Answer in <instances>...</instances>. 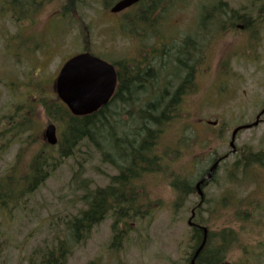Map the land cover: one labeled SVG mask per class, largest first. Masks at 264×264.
<instances>
[{"label":"rangeland","instance_id":"obj_1","mask_svg":"<svg viewBox=\"0 0 264 264\" xmlns=\"http://www.w3.org/2000/svg\"><path fill=\"white\" fill-rule=\"evenodd\" d=\"M55 1L58 11L59 3ZM86 1L88 4H79L65 19H49L45 23L50 35L46 36L47 47L40 56V65L36 64L35 72V77L45 87L54 81L66 59L83 51L86 31L89 53L99 59L118 63L135 62L136 58L145 57L142 51H136L132 41L129 17L121 20L122 33L117 32L114 16L105 13L102 3ZM196 1L184 0L183 12L192 16L196 12ZM229 1L233 10H241L254 0ZM4 2L8 0H0V121L2 116L13 115L17 107L23 106L25 91L32 92V87L26 84L27 79L33 77L30 69L8 54L13 53L12 48L8 47L6 53L8 39L20 32L21 28L9 15H3ZM47 10L48 7H45L42 12ZM169 12H178V5L170 7ZM190 18L184 22L188 24L186 29L189 30L195 22ZM44 21L40 20L35 27L38 32L46 31L42 29ZM160 23H154L157 32ZM180 28V23L176 25L171 20L170 25L162 29L165 39H175V48ZM258 35L263 52L256 50L257 59H252L249 49H245L251 38L248 32L234 30L229 36L210 39V52L208 48L206 58L202 57L206 64L197 70L195 85H191L181 99L180 118L165 127L160 136L159 149L163 148L161 153L165 154V150L173 148L180 137L192 138L194 129V144L191 147L182 146L179 160H174L171 165L193 186L209 168L212 159L229 150L231 130L252 123L264 107V27L260 28ZM34 37L37 41L42 39L41 36ZM229 57L232 58L230 68L221 74L223 69L220 63L222 60L227 62L225 59ZM247 59L252 60L248 67L244 62ZM124 67H119L121 74L125 73ZM35 114V123H32L31 117L28 118V133L23 134L18 141L9 143V137L3 142L5 149L11 148L8 154L6 150L0 155V178L11 167L13 154L22 155V163H27L32 150L36 149V146L25 142L33 129L41 133L44 128L45 119L40 107L35 110ZM122 118L126 120L125 115ZM215 121L216 126L206 124ZM219 125L226 129L221 140L211 144L198 142L215 137ZM235 146L238 149L249 147L253 152L264 150V120L259 126L241 132ZM87 153L91 154V159H85ZM174 155L171 154V158ZM234 160V156H230L224 165H220L213 181L203 188L205 202L200 207V220L207 222L213 235V245L220 241V234L226 236L229 231L234 234V245L229 247L224 260L232 264H264V168H253L245 173L235 172L234 180L230 182L228 172ZM115 174L116 171L102 163L97 153L89 147L82 148L79 154L64 160L33 194L14 206H8L3 214L0 212V264H28L32 253L38 252L41 256L45 248L56 245L57 237L65 239L66 221L84 209L79 202L81 192L78 188L105 187ZM137 183L157 206L150 216L141 222L131 221L128 224L131 231L127 227H119L121 231H126L119 249L111 248L113 220L107 217L93 228L89 238L83 242L73 244L66 241L69 252L63 264H186L191 236L187 220L190 210L198 202L197 196L192 195L181 207L175 208L174 194L162 174L146 175ZM249 203H253L255 211L249 209Z\"/></svg>","mask_w":264,"mask_h":264},{"label":"trees","instance_id":"obj_2","mask_svg":"<svg viewBox=\"0 0 264 264\" xmlns=\"http://www.w3.org/2000/svg\"><path fill=\"white\" fill-rule=\"evenodd\" d=\"M44 1L48 0H10L9 8L13 14V22L16 24L26 22L31 26L35 25L37 21L31 19L28 12L33 9L34 2ZM91 1L101 2L103 10L107 12L118 0ZM57 2L59 3L58 13L62 16L66 15V17L79 4L84 6L88 4L86 0H57ZM253 7L256 12L264 15V4L262 3L246 6L241 10L232 9L233 23L237 20L236 15L252 12ZM133 21L130 19V23ZM139 21L142 24L145 22L142 19ZM242 21L250 24L252 19ZM212 23L216 24L217 21ZM215 30L211 28L209 33L214 34ZM234 30L233 27L232 31ZM87 37L86 31L83 36L85 50L88 49ZM183 54L187 56V49ZM144 62V57L141 58L140 64H134L133 61L113 62L112 65L116 69L117 79L120 82L119 90L115 92L107 106L89 116H72L62 103L52 95H48L49 89L44 86L31 88V93L25 91L26 98L23 106L17 107L15 114L1 117L0 155L7 150L3 145L7 138L10 137L8 139L10 143L29 132L30 128L27 127L30 120L28 118L31 117L32 123H35V110L38 107L43 112L45 122H54L59 131L56 148L48 146L40 139L39 149L36 152H31L27 163H22L20 161L22 155L17 154L18 161L12 164L8 172L0 178V204L5 208L14 206L21 199L33 194L53 175L64 160L79 154L82 148H92L102 163L116 171L115 176L109 178L110 182L105 187L86 188L80 186L78 188V191L81 192L79 202L84 209L66 221L65 239L57 237L56 245L45 248L41 256L38 252L32 253L28 264H63L65 256L69 252L66 241H71L73 244L83 242L89 238L93 228L107 217L113 220L111 248L119 249L121 241L126 235V231H121L119 227H127L131 231L128 225L131 221L141 222L150 216L157 207L149 199L147 193L142 192L140 189L142 187L137 183L146 175L162 174L166 177L168 186L174 194L175 208L181 207L187 198L195 195L191 182L183 174L171 168L173 161L179 160L182 146L191 147L194 144L196 136L194 129L191 132L192 138L180 137L173 148L165 150V154L161 153L163 148L159 149V140L164 128L180 118L178 112L182 111V108L179 106L183 95H185L184 89L191 83V69H186L188 73L183 77L179 68L170 65V62L169 64L154 63L152 66H145ZM123 65L125 67L122 69L125 70V73L121 74L119 67H123ZM227 69L226 66L224 71ZM28 103L29 105H26ZM123 115L126 120H123ZM31 128L33 129L32 125ZM33 130L32 134L25 139V142H29V145L32 146L34 145ZM224 130L226 129L219 125L215 137L210 138L209 141L206 138L205 140L200 139L198 142L204 144L218 142L222 139ZM17 135L20 136L17 137ZM171 154H175V157L171 158ZM220 157L215 156L212 161H216ZM91 158V154L87 153L85 159ZM234 158L228 172L230 182L234 180L235 172L245 173L253 168H264V150L262 149L253 152L249 147L237 148ZM225 162L226 160L223 159L220 165H224ZM248 207L252 211L256 210L253 203H249ZM200 214L201 210L197 208L192 222L196 226L206 228V238L201 250L195 255L202 244L203 233L201 228L193 227L191 229L190 252L186 257V264H190L191 260H193V264H218L225 259L229 247L234 245V234L232 231H229L226 236L220 234V241L213 245L211 243L213 235L207 227V222L200 220Z\"/></svg>","mask_w":264,"mask_h":264},{"label":"flooded vegetation","instance_id":"obj_3","mask_svg":"<svg viewBox=\"0 0 264 264\" xmlns=\"http://www.w3.org/2000/svg\"><path fill=\"white\" fill-rule=\"evenodd\" d=\"M184 0H140L130 8L116 14L110 13L113 15L116 22V30L117 32L123 26L121 22L122 19L129 17L133 23H131V33H132V41L136 46L137 52H143L145 62L144 65L152 66L154 63L156 64H169L175 67H178L181 71L183 77L187 75L188 71L186 69H191V83L184 89V93H187L190 90V86L195 85L196 83V73L197 70L206 64V60H203L202 57L206 58L205 52L208 49L210 52L209 41L210 39L218 36H229L233 33L232 28L234 27L235 30L245 31L250 34V40L247 43L246 49H249V53L251 52V58H258V54L256 50L259 52L263 49L261 47V39L258 35L260 28L264 27V15L260 14L259 12L255 11V7L252 8V12H243L236 15L237 20L233 23V14L231 12L232 7L230 5L229 0H197L196 1V12L189 16L185 14L183 11ZM205 1V2H203ZM264 0H254L249 1V5L253 4H264ZM4 2V8L2 10L3 15H9V17L13 18V14L10 11L9 3ZM55 0H48L41 3H33V9H30L31 12H28L31 19L37 21V23L31 26L29 23L21 22L18 25L20 26V32H17L16 35L10 37L7 41L6 45V53H8V47L13 49L12 55L16 57L19 64L23 65L24 67L30 69L32 71L33 77L31 80L27 79V85H30L32 88H41L44 87V84L40 82L39 78L35 77L36 72V64L40 65V56L43 54V50L47 47V43L45 39L47 38L48 34L50 35V31L45 29V23L47 20L51 19H62L66 18V15L62 16L58 13L55 5ZM178 5V12L171 13L169 12L170 7ZM48 7V10L42 12V10ZM247 9V8H246ZM251 9V8H250ZM144 11L145 13H143ZM106 13V12H105ZM43 15V16H42ZM42 16V17H41ZM189 16V17H188ZM41 17V18H40ZM191 17V18H190ZM190 19H194L195 22L193 24V28L191 30L186 29L188 24H185V21ZM139 19L144 20V24H142ZM252 22L250 24H246L242 20H250ZM40 20H45L42 24V29L46 31L44 33L38 32L35 27L39 24ZM56 20V21H57ZM174 20L175 24L178 25L180 23L181 28L178 31L176 41L178 45H175V39L168 40L164 38V34L162 29L170 25V21ZM157 21L160 23V29L157 32L156 26L154 27V23ZM217 21V23L213 24L212 22ZM27 28H26V26ZM23 27V28H22ZM213 28L215 30L214 34H210V29ZM122 33V31H120ZM41 36V41H37L34 36ZM43 37H45L43 39ZM155 38L156 40L151 41L150 39ZM158 38V39H157ZM16 40V41H15ZM205 42L204 43H202ZM213 42V41H212ZM202 43V44H201ZM169 45V46H166ZM211 46V45H210ZM187 49V56H184L183 52ZM10 50V49H9ZM180 54V55H179ZM173 55L174 57H170ZM142 58V57H141ZM141 58L135 60L134 64H140ZM171 58V61H169ZM246 66H250L252 64V60L247 59L244 61ZM231 61L229 63L224 62L223 60L220 63V68L223 69V74L225 71L226 64H229L230 67ZM40 74V72L38 73ZM196 79V80H195ZM48 85V84H47ZM120 82L117 79V86L116 92L119 90ZM49 89V96L55 97V93L53 90L52 81L49 82L48 85ZM257 114H260V122L263 123L264 117V107H262ZM54 124V122H47V124ZM56 127V131L58 134V128ZM13 136V135H11ZM20 135H17L19 137ZM40 137L42 138V133L40 131L33 130V138H34V147L36 152L39 149L40 144ZM18 141V140H17ZM11 147L7 148L8 150ZM6 152V151H5ZM4 152V153H5ZM18 161L16 154H13L12 159L10 160L11 165L15 164ZM20 161L23 162V158H20ZM8 170L6 171V173ZM5 175V174H4ZM6 211L4 205L0 204V212L3 214ZM198 229V228H196Z\"/></svg>","mask_w":264,"mask_h":264},{"label":"water","instance_id":"obj_4","mask_svg":"<svg viewBox=\"0 0 264 264\" xmlns=\"http://www.w3.org/2000/svg\"><path fill=\"white\" fill-rule=\"evenodd\" d=\"M138 1L140 0H120L111 8L110 12L119 13L136 4ZM116 79V72L111 64L85 52L70 58L62 65L54 82V91L57 99L67 107L72 116L85 117L108 105L114 94ZM258 119L259 116H257L253 124L236 127L232 131L228 144L230 150L225 157L236 152V147L234 145L236 134L243 129L256 127L259 123ZM208 124L213 126L216 125L215 122H208ZM44 139L47 144L51 146L57 144L55 127L53 125H48L46 127ZM219 161L220 160L214 162L209 167L203 179L195 185V190L199 197L198 206H200L204 200L201 185H203L205 181L208 183L212 180L214 172L219 165ZM188 224L191 225L190 220ZM205 234L206 231L204 230V235ZM204 241L205 236L195 255L201 250ZM191 264H193V261ZM220 264L230 263L222 262Z\"/></svg>","mask_w":264,"mask_h":264}]
</instances>
